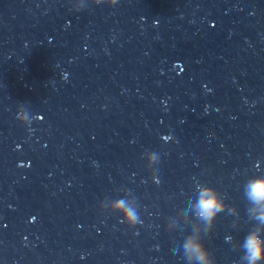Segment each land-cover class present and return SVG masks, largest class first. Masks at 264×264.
Returning <instances> with one entry per match:
<instances>
[{"label":"water","instance_id":"obj_1","mask_svg":"<svg viewBox=\"0 0 264 264\" xmlns=\"http://www.w3.org/2000/svg\"><path fill=\"white\" fill-rule=\"evenodd\" d=\"M261 178L264 0H0V264H247Z\"/></svg>","mask_w":264,"mask_h":264},{"label":"clouds","instance_id":"obj_2","mask_svg":"<svg viewBox=\"0 0 264 264\" xmlns=\"http://www.w3.org/2000/svg\"><path fill=\"white\" fill-rule=\"evenodd\" d=\"M92 4L113 6L117 4V0H92ZM83 8L72 5V10L74 11H80ZM155 158L156 156L153 154L152 159ZM247 195L257 206L254 209V211L259 213L256 219L264 223V178L250 181L247 185ZM226 206L214 189L204 188L202 190L196 207L198 217L207 225L205 230L206 235L211 232L217 214L223 212ZM112 209L119 214L120 222L129 228L141 223L137 210L123 199L116 201L112 205ZM226 239L230 241L231 237H227ZM239 246L244 253L241 258L247 261V264H260L261 261H264V239H261L259 229L249 231L243 243ZM182 249L185 259L189 262L216 264L212 253L205 247L203 240L196 235H190L184 239Z\"/></svg>","mask_w":264,"mask_h":264}]
</instances>
